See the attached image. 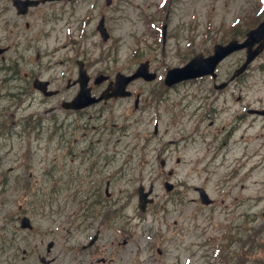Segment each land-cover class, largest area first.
Here are the masks:
<instances>
[{"label": "rangeland", "instance_id": "rangeland-1", "mask_svg": "<svg viewBox=\"0 0 264 264\" xmlns=\"http://www.w3.org/2000/svg\"><path fill=\"white\" fill-rule=\"evenodd\" d=\"M104 1L95 9H87L89 0L76 6L48 2L16 16L11 25V0H0L5 26L0 46L12 45L0 53V66L7 67L12 57L64 91L43 96L34 90L32 100L20 97L19 108L6 90L0 93V136L9 138L11 122L18 118L40 122L31 138L0 140L2 168L18 167L0 188V262L11 261V250L2 247L24 248L44 238L55 242L53 253L64 264H80L91 252L95 264L102 256L108 262L113 258L110 264H264V117L247 110L264 105V50L230 84L245 51L227 56L217 70L221 87L207 75L170 87L164 83L172 66L257 27L264 19V0ZM102 15L111 34L107 40L96 28ZM77 59L84 61L95 94L108 82L94 84L99 73L114 79L141 61L149 60L158 76L129 85L140 93L138 106L133 95L68 111L61 99L77 91V86L67 88V80L78 75ZM57 122L63 124L59 129ZM45 167L63 178L64 189L48 214L37 217V228L47 231L43 235L22 229L19 213L27 205L22 183L31 181V171L43 176ZM107 179L111 195L85 220V193L104 191ZM165 180L175 187L168 191ZM140 183H154L155 196L142 212ZM196 186L205 187L214 203L202 204ZM108 207L116 208V215L101 226L95 245L82 249ZM122 234L132 241L122 244Z\"/></svg>", "mask_w": 264, "mask_h": 264}, {"label": "flooded vegetation", "instance_id": "flooded-vegetation-1", "mask_svg": "<svg viewBox=\"0 0 264 264\" xmlns=\"http://www.w3.org/2000/svg\"><path fill=\"white\" fill-rule=\"evenodd\" d=\"M78 1L79 0H52V1L44 2L38 6H35L34 8H40L42 6H45L48 2H62V3H68V4H72L73 6H76L75 4H77ZM89 1H90L89 3L92 4L91 9H95L96 7H98L97 3H99V0H89ZM11 5L13 7L12 9H17L16 5H14L13 3V0H11ZM0 28L4 29L3 27H1V23H0ZM10 46L11 44L6 46L5 51H7ZM28 62L30 63L31 60H28ZM5 66L6 65L0 66V71H2V73H0V93L2 91L5 92L6 90V92H8L9 97L11 98L12 104H14L15 107L19 108L21 105V102L19 100L21 96L28 95L30 100H32V94H33V91L35 90L33 87L34 75L32 72V68L27 67L28 70L25 69L24 67L21 66L20 63H18V61H14L12 57H11L9 65L7 67ZM72 83H73L72 86L77 85L76 81H73ZM56 91L57 93L55 95H59L64 92L62 87L59 85L57 86ZM65 97L66 96L62 95L61 102L64 99H67ZM138 97H139V94H138ZM71 98H74V96H72ZM249 109L250 108H247L248 112H249ZM262 109H264V105L263 107L258 108V109H251L252 110L251 113H254L255 116L264 117V115L259 114L256 111V110H262ZM58 124H60V122H58ZM11 125L13 128L10 129V132H11V135L9 137L10 139H13L16 137L20 139H27L28 137H31L32 125L30 124L27 118H20V119L18 118L16 120H13L11 122ZM5 171L12 172L14 171V169L11 166V167H8ZM44 171L46 173L45 176H47L50 173V172H47V169H44ZM1 172H2V169L0 168V173ZM45 176L43 178H45ZM37 179L38 178L35 177V181L33 182L34 190L28 191L29 198H31V201L26 206V209L23 213V214H27L30 216V219L33 221V224L35 221H37L38 218H41L43 215H46L44 214L46 212V209H45V206H43V203L47 205L49 203H53L55 201V195L57 194V190L59 187V181L57 179H54V180L47 182L45 185H41L42 190L39 189L40 187H38L37 189V186L40 185ZM109 181L110 179H107L106 183L108 184ZM2 184L3 182L0 181V186ZM96 191H99V188H97ZM47 194L50 195V197L44 198V196ZM105 197H108L106 193V189H105ZM86 212L89 213L88 215L89 217L91 216L92 213H95V211H91L89 208L86 209ZM101 226L103 225H100L98 228L95 229V231L97 229L100 230ZM55 228L57 232L58 230H60L59 227H55ZM29 230L31 232L38 231L40 234H43V235L47 233V231L46 232L40 231V229H38L37 225L35 224ZM121 237L124 238V234H122ZM127 242H128V239L124 238L122 244L127 245ZM46 243L47 245H44V238H43L42 244L35 243L34 245L26 246L21 249L20 256L18 255L20 248L17 245L5 246V247H2L1 250H5V251L11 250L10 257L13 258V261L7 262V264H64L63 261L60 260L59 256L53 253L55 243L51 247L48 246V242ZM92 258H93V254L91 252L89 254L88 260L83 259V260H78V261L80 264H95L92 262ZM107 261L108 259L102 256V257H99V259L97 260V264H107V263L110 264V262H112V259H110L109 262ZM0 264H3V263L0 262ZM72 264H78V263H72Z\"/></svg>", "mask_w": 264, "mask_h": 264}, {"label": "water", "instance_id": "water-1", "mask_svg": "<svg viewBox=\"0 0 264 264\" xmlns=\"http://www.w3.org/2000/svg\"><path fill=\"white\" fill-rule=\"evenodd\" d=\"M100 27L103 29L102 25ZM249 40L247 41L248 44H252L257 39L260 40L261 38H264V21L260 23V25L249 32ZM264 43V41H263ZM241 46L240 44H237L236 41L230 42L228 45H217L216 46V54L211 55L209 57H202L197 56L194 58L191 62H189L185 67L182 68H176L170 71V75L167 78L168 83H172L182 77L186 76H194L206 72H211L214 70L215 65L218 63V61L225 56L227 53H229L231 50L235 49L236 47ZM257 50L254 52H250L246 64L252 59V57L256 54ZM147 63H142L138 69V71L132 75L125 78L118 77V84H117V90L115 91V94H122L124 91L125 85L128 83V81L137 75H144L146 78H153L155 76L154 73H149L146 69ZM103 78L99 77L97 78V81H101ZM81 80V86L82 90L79 94V97L77 98V105L78 106H84L92 101H94V98L90 97L89 88L87 87L88 82V76L83 72L82 76L80 78ZM168 187H172L171 184H167ZM149 192L142 193L141 195V203H146L147 201V194ZM201 195L204 202H210L211 199L209 198L208 194L204 191V189H201ZM23 225H27L26 218L23 220Z\"/></svg>", "mask_w": 264, "mask_h": 264}]
</instances>
